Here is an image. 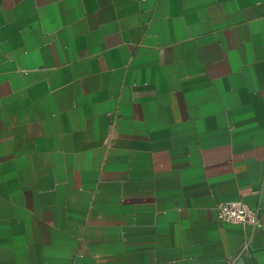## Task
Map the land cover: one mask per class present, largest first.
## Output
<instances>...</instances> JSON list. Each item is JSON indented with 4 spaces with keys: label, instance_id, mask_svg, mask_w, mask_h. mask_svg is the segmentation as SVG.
Instances as JSON below:
<instances>
[{
    "label": "crops",
    "instance_id": "obj_1",
    "mask_svg": "<svg viewBox=\"0 0 264 264\" xmlns=\"http://www.w3.org/2000/svg\"><path fill=\"white\" fill-rule=\"evenodd\" d=\"M0 264H264V0H0Z\"/></svg>",
    "mask_w": 264,
    "mask_h": 264
},
{
    "label": "built area",
    "instance_id": "obj_2",
    "mask_svg": "<svg viewBox=\"0 0 264 264\" xmlns=\"http://www.w3.org/2000/svg\"><path fill=\"white\" fill-rule=\"evenodd\" d=\"M255 193L259 194L260 190H256ZM217 214L219 219L225 223L254 226L260 222V207L252 206L242 199L218 203ZM244 248L245 251L249 248L248 242L245 243Z\"/></svg>",
    "mask_w": 264,
    "mask_h": 264
}]
</instances>
